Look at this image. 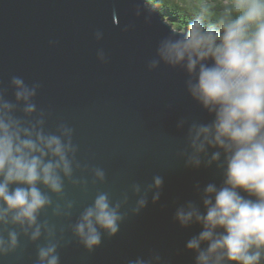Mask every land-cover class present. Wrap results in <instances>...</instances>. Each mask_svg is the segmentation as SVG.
Instances as JSON below:
<instances>
[{
    "label": "water",
    "instance_id": "water-1",
    "mask_svg": "<svg viewBox=\"0 0 264 264\" xmlns=\"http://www.w3.org/2000/svg\"><path fill=\"white\" fill-rule=\"evenodd\" d=\"M178 31L148 0H0V92L14 100L12 76L39 84L34 99L46 128L64 122L74 130L81 165L74 176L86 181H66L63 198L53 196L69 215H53L51 208L41 214L55 226L60 264H128L156 254L162 264H194L184 245L199 225L183 228L173 213L187 200L198 201L197 184H219L222 175L215 164L186 167L181 156L187 126L179 129L177 122L211 120L187 95L184 71L162 63L148 68L159 41ZM94 167L105 171L103 182H93ZM154 175L163 178L155 203L156 190L147 189ZM97 192L120 202L124 219L115 235L105 233L89 251L71 225ZM145 193L148 204L134 211ZM47 238L46 232L35 242L21 235L17 250L0 256V264H37V247Z\"/></svg>",
    "mask_w": 264,
    "mask_h": 264
},
{
    "label": "clouds",
    "instance_id": "clouds-1",
    "mask_svg": "<svg viewBox=\"0 0 264 264\" xmlns=\"http://www.w3.org/2000/svg\"><path fill=\"white\" fill-rule=\"evenodd\" d=\"M95 37L101 39L102 33ZM97 55L105 60L102 49ZM161 63L184 71L187 95L211 116L208 122H177L179 129L187 126L185 166L215 164L222 175L219 184H197L198 201L176 206L175 222L200 228L184 247L194 253V264H264V0H199L186 26L159 41L148 68ZM10 86L14 100L0 92V256L15 252L21 235L35 242L46 232L36 262L60 264L55 226L41 214L51 208L53 215H69L53 196L63 198L66 181L86 184L74 176L81 167L74 130L64 122L47 130L46 114L34 99L39 84L12 76ZM91 171L93 182L105 180L102 168ZM162 185L160 175L147 185L148 191L156 190L153 203ZM133 188L141 190L139 184ZM147 204L145 193L134 211ZM120 206L108 192H97L83 208L71 230L84 248L92 251L105 233L119 231ZM72 208L66 201V209ZM153 259L162 264L158 254L128 264H152Z\"/></svg>",
    "mask_w": 264,
    "mask_h": 264
},
{
    "label": "trees",
    "instance_id": "trees-1",
    "mask_svg": "<svg viewBox=\"0 0 264 264\" xmlns=\"http://www.w3.org/2000/svg\"><path fill=\"white\" fill-rule=\"evenodd\" d=\"M150 5L161 11L175 28L182 30L186 26L190 10L199 0H148Z\"/></svg>",
    "mask_w": 264,
    "mask_h": 264
}]
</instances>
